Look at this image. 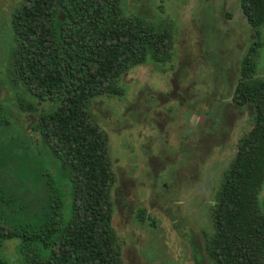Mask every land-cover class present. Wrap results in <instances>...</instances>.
<instances>
[{
	"label": "trees",
	"instance_id": "trees-1",
	"mask_svg": "<svg viewBox=\"0 0 264 264\" xmlns=\"http://www.w3.org/2000/svg\"><path fill=\"white\" fill-rule=\"evenodd\" d=\"M238 1L256 39L232 103L252 109V127L222 173L204 249L213 264H264V79L253 77L264 0ZM121 2L22 0L10 13L18 114L0 108V249L12 244L19 264H121L108 136L89 107L121 96L131 68L170 58L169 33L124 18Z\"/></svg>",
	"mask_w": 264,
	"mask_h": 264
},
{
	"label": "rangeland",
	"instance_id": "rangeland-1",
	"mask_svg": "<svg viewBox=\"0 0 264 264\" xmlns=\"http://www.w3.org/2000/svg\"><path fill=\"white\" fill-rule=\"evenodd\" d=\"M21 1L0 0V108L15 114L8 25ZM120 7L124 18L170 35L164 65L131 68L119 79L121 96L97 97L89 107L108 136L121 264H213L204 245L214 195L252 127V109L231 97L255 33L238 0H122ZM257 42L253 77L264 79V28ZM259 202L264 212V188ZM0 259L19 264L12 244Z\"/></svg>",
	"mask_w": 264,
	"mask_h": 264
},
{
	"label": "flooded vegetation",
	"instance_id": "flooded-vegetation-1",
	"mask_svg": "<svg viewBox=\"0 0 264 264\" xmlns=\"http://www.w3.org/2000/svg\"><path fill=\"white\" fill-rule=\"evenodd\" d=\"M231 104H233L232 103V97H231ZM234 105V104H233ZM235 107H237L236 105H234ZM239 108H241V107H239ZM115 184V183H114ZM113 189H114V186H113V188H112V193H113Z\"/></svg>",
	"mask_w": 264,
	"mask_h": 264
}]
</instances>
